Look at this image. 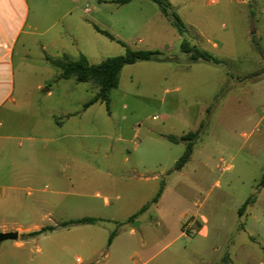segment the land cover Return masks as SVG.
<instances>
[{
    "label": "rangeland",
    "instance_id": "rangeland-1",
    "mask_svg": "<svg viewBox=\"0 0 264 264\" xmlns=\"http://www.w3.org/2000/svg\"><path fill=\"white\" fill-rule=\"evenodd\" d=\"M27 1L15 57L17 103L0 111V233L5 226L19 237L0 242V264H115L119 249H130L127 264L149 257L154 264L186 249L217 264L242 247L259 250L264 0H169L185 35L150 0ZM184 39L221 64L190 61ZM128 48L158 50L167 60L126 65L109 107L86 108L98 86L60 79L50 61L84 55L97 65ZM197 131L190 160L177 169L187 146L181 138ZM253 195L256 206L240 216ZM84 217L100 221L63 226ZM50 226L39 236L23 234Z\"/></svg>",
    "mask_w": 264,
    "mask_h": 264
},
{
    "label": "trees",
    "instance_id": "trees-1",
    "mask_svg": "<svg viewBox=\"0 0 264 264\" xmlns=\"http://www.w3.org/2000/svg\"><path fill=\"white\" fill-rule=\"evenodd\" d=\"M132 0H117L116 2L119 4H126ZM158 5L160 8L161 14L170 20L172 26L178 31L180 35H185L187 33V27L180 17V15L173 9L169 0H150ZM96 30L108 37L110 40L117 41L120 44L124 45V42L116 39L114 35L109 33L108 31L102 30L96 27ZM182 50L190 56V61L196 62L199 60H204L208 62H212L214 64H221V61L214 57L211 53L202 50L196 46H192L188 40L184 39L182 42ZM167 60L164 57V53L158 50H132L127 49L124 55L111 57L100 64L93 65L90 64L87 58L82 55L78 61H70L67 57H64L61 60H50L52 65L61 70L60 78L61 79H74L79 83H93L98 86L99 90L96 95L85 104V107L88 108L91 105H94L97 102L105 103L107 107L110 106V92L111 90L117 88L119 86V76L120 72L126 65H132L137 63L138 61H158L162 62ZM199 132H189L187 135L183 136L181 140L187 142V146L183 156L177 162V169H181L191 158L194 140L198 137ZM168 139L172 142H178L179 140L173 136H168ZM261 187H264V179L262 180ZM159 196L154 200L157 202ZM255 195L251 196L244 203L242 208L240 209V214L246 211L248 205L254 203L256 201ZM146 207L142 209L144 211ZM134 217V216H133ZM130 218V220L133 219ZM100 219L94 217H84L78 220H74L71 222H67L63 224V226L68 225H79V224H95L99 222ZM55 227H43L38 231H34L29 233L27 237H35L39 236L48 231H54ZM116 236V232H113L109 237V246L112 244L114 237Z\"/></svg>",
    "mask_w": 264,
    "mask_h": 264
},
{
    "label": "crops",
    "instance_id": "crops-1",
    "mask_svg": "<svg viewBox=\"0 0 264 264\" xmlns=\"http://www.w3.org/2000/svg\"><path fill=\"white\" fill-rule=\"evenodd\" d=\"M29 10L30 6L27 0H0V111L2 109L10 111L11 109L8 108V106L10 107L12 104L15 106L17 103V99L14 97L16 92V47L20 36L24 31ZM37 90L45 91L48 97L53 96V90L51 87H44L40 84L38 85ZM8 103L10 104L8 105ZM3 126L4 121L3 119H0V129ZM261 192L262 189L260 190V193ZM254 204L256 206L257 201H255ZM245 212L240 214V216H243ZM251 218L255 219V215H251ZM193 223L198 225V227L202 225L201 221L197 220L195 217H193ZM247 226L248 225L244 227L242 225L241 229L245 230ZM1 232L6 233L13 231H10L8 228L6 229L4 226ZM250 232L251 240L257 243V237L255 236L254 231ZM29 233L32 232H24L23 234L28 235ZM20 244V242L17 243L18 246H20ZM117 251L120 253L119 258L115 257V264H127V259L123 256L125 255V252L130 251V249H119ZM137 254L140 253L136 252L130 257V260L134 263L136 262L134 256ZM188 254L191 255L189 259L185 257ZM107 255V257H111L112 253L110 252ZM120 255H122V257H120ZM174 255H179L181 259L185 261V264H214L212 262L204 261L201 253L198 250L192 249H186L178 254L171 253L154 264H176L179 260L175 258ZM226 255V261L222 262V258L217 264H264V242L259 243V250L250 247H242L234 257L231 253H227ZM151 258L152 257H149L142 264H150Z\"/></svg>",
    "mask_w": 264,
    "mask_h": 264
},
{
    "label": "water",
    "instance_id": "water-1",
    "mask_svg": "<svg viewBox=\"0 0 264 264\" xmlns=\"http://www.w3.org/2000/svg\"><path fill=\"white\" fill-rule=\"evenodd\" d=\"M19 234L17 232H6V233H0V242L6 241V240H16L18 239Z\"/></svg>",
    "mask_w": 264,
    "mask_h": 264
},
{
    "label": "built area",
    "instance_id": "built-area-1",
    "mask_svg": "<svg viewBox=\"0 0 264 264\" xmlns=\"http://www.w3.org/2000/svg\"><path fill=\"white\" fill-rule=\"evenodd\" d=\"M154 119H157V116L153 117Z\"/></svg>",
    "mask_w": 264,
    "mask_h": 264
}]
</instances>
